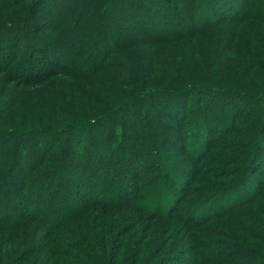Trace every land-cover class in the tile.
I'll return each mask as SVG.
<instances>
[{"label": "trees", "instance_id": "obj_1", "mask_svg": "<svg viewBox=\"0 0 264 264\" xmlns=\"http://www.w3.org/2000/svg\"><path fill=\"white\" fill-rule=\"evenodd\" d=\"M226 1L0 0V75L46 81L1 110L0 264H264V0Z\"/></svg>", "mask_w": 264, "mask_h": 264}, {"label": "rangeland", "instance_id": "obj_2", "mask_svg": "<svg viewBox=\"0 0 264 264\" xmlns=\"http://www.w3.org/2000/svg\"><path fill=\"white\" fill-rule=\"evenodd\" d=\"M149 1V0H148ZM241 2H245V0H228L226 1V3H228V6L230 7L229 9L227 10H224L225 12H228V13H231V14H234L240 6V3ZM161 6H162V1H160V4L157 5L156 7V10L158 11H161ZM215 13V12H214ZM218 13V11H217ZM219 14V13H218ZM109 15V14H108ZM161 16L160 12L159 14H157V17ZM218 17H220V14L218 15ZM217 18V17H216ZM134 22V21H132ZM250 29V28H249ZM146 32L148 35H153L152 33L156 34L158 32V30L156 31H144ZM244 34V36L247 38L248 35L250 34V31H248V29L246 30H243L242 31ZM252 33V32H251ZM84 34V31L82 30L81 32H78L77 36H80L82 37V35ZM6 36V34H2V37ZM155 43V44H154ZM154 43H151L152 45H154V48L155 50L159 49L160 48H163L164 46L160 44V42H154ZM161 46H160V45ZM110 45H113L112 42H110ZM160 46V47H159ZM42 47V46H41ZM37 48H40L39 46H37ZM167 49V48H165ZM163 53H166L163 57V59H166V60H169L171 58H173V56H170V54L168 52H163ZM226 54V53H225ZM218 54H216L217 56ZM231 56V55H230ZM232 57V56H231ZM48 60H47V63H50L52 62V58H50V56L47 57ZM210 59V58H209ZM44 61V60H43ZM237 61L236 58H233V61H230V67L233 69V67H235V65H233L235 62ZM218 60L215 61L214 59L211 60L209 66H208V72L204 73L203 77L204 78H207V75H210L211 74V77L214 79V73H217V76H221L222 78L223 77H226V78H229L232 82H233V79H236V78H240L241 80H247L245 79L246 78V75L242 72V71H239V70H234L233 72L232 71H229L227 66L229 67V65L226 64V61L221 65ZM53 63V62H52ZM220 64V65H219ZM225 64V65H224ZM38 67H41V70L43 71L44 70V67H46V65H44L43 62H38L36 64ZM227 65V66H226ZM53 66V65H52ZM226 66V67H225ZM24 67V66H23ZM225 67V68H224ZM22 67L20 68H17V69H21ZM230 68V69H231ZM222 69H225L223 72H220V70ZM35 70V69H34ZM216 70L218 72H216ZM16 73V72H15ZM14 73V74H15ZM237 75H241L240 77H238ZM13 73H9V72H6L4 71L3 73H1L0 75V114H1V110L4 106V102L5 101H9L8 98L11 94L15 95L16 96H23L25 94H29L31 92H40V93H45V91L43 90L44 88H42V86H45L43 84L46 83V81L44 83L41 84V86H35L33 83H30V84H25V83H22V87L18 84H15L14 83V78H13ZM230 76V77H229ZM263 77L260 79H263V83H264V75H262ZM225 82H228V81H225ZM262 82V80H261ZM262 83V84H263ZM24 84V85H23ZM261 83H258V84H253L252 83V87H254L255 85H258V88L261 89ZM126 90V89H124ZM235 100V99H234ZM214 101H217V98L214 97ZM10 102V101H9ZM27 103L29 102V100L26 101ZM193 103V102H192ZM191 106H189L190 108ZM14 108H15V114H16V117H18V123L20 125L21 122L27 124L28 128L30 129V126H31V115L27 112V109H26V106L25 104L21 101V100H16L15 104H14ZM235 112V111H234ZM232 112V113H234ZM231 113V115H232ZM20 116V118H19ZM13 119L15 120V116L13 117ZM264 121V118L262 119ZM11 123H13V121H11ZM223 123V122H221ZM38 125L35 124L34 127H37ZM43 126V125H42ZM27 131V130H25ZM189 146V145H188ZM187 146V147H188ZM194 148L193 150H195L197 148V146L193 145ZM192 149V148H191ZM197 150V149H196ZM264 148L260 149L259 151V159H264ZM250 177H252L253 180L257 181L259 179V176H254L252 174H250ZM258 182V181H257ZM231 198H225V199H220L219 201H215L214 202V207H212V209H218V208H221V207H224L225 205V202L227 200H230V199H234V197H237V195L235 194H232L230 195ZM210 209V207H208V209H206V211H208ZM203 213V211L201 212ZM179 227H181V223L179 224ZM182 228V227H181ZM182 237L184 239H188L187 235L183 234ZM171 244V243H170ZM194 243H187L185 245H182L183 246V250H188V248H193L191 249V253H193L195 250L194 248ZM182 250V251H183ZM188 252V251H187ZM180 253V252H179ZM189 253V252H188ZM185 254L183 255V257L181 258V260L179 261H176L174 260L175 262H169L168 264H191L192 261H194V255H190V254ZM175 254V253H173Z\"/></svg>", "mask_w": 264, "mask_h": 264}]
</instances>
